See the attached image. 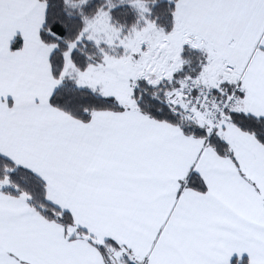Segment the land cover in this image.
Masks as SVG:
<instances>
[{
  "label": "snow or ice",
  "instance_id": "obj_1",
  "mask_svg": "<svg viewBox=\"0 0 264 264\" xmlns=\"http://www.w3.org/2000/svg\"><path fill=\"white\" fill-rule=\"evenodd\" d=\"M0 264H264V0H0Z\"/></svg>",
  "mask_w": 264,
  "mask_h": 264
}]
</instances>
